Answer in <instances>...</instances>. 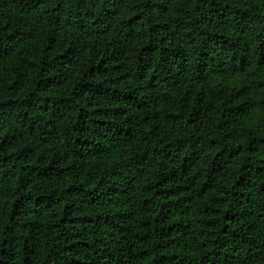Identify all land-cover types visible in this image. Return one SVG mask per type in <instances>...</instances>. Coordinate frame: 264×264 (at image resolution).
I'll use <instances>...</instances> for the list:
<instances>
[{
    "label": "trees",
    "instance_id": "obj_1",
    "mask_svg": "<svg viewBox=\"0 0 264 264\" xmlns=\"http://www.w3.org/2000/svg\"><path fill=\"white\" fill-rule=\"evenodd\" d=\"M0 264H264V0H0Z\"/></svg>",
    "mask_w": 264,
    "mask_h": 264
}]
</instances>
